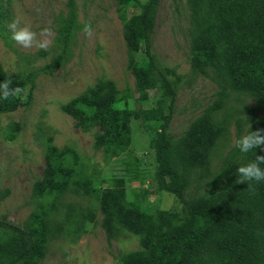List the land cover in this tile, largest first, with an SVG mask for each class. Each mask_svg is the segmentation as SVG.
<instances>
[{"label": "trees", "instance_id": "1", "mask_svg": "<svg viewBox=\"0 0 264 264\" xmlns=\"http://www.w3.org/2000/svg\"><path fill=\"white\" fill-rule=\"evenodd\" d=\"M114 1L124 19L128 67L138 80L139 107L130 109L129 93H119L113 82L99 81L62 110L81 131L93 133L92 148L102 152L105 161L126 154L133 140L132 123L140 121L154 154L152 188L172 194L181 208L153 210L141 198L128 199L123 177L100 179L74 147H56L48 137L43 151L46 167L32 189L34 211L22 226L0 221V264H40L51 239L60 234L78 239L86 233L94 205L111 235L125 232L137 239L138 248L120 253L116 264H264V181L249 190L247 182L238 183L236 174L238 167L264 156L262 149L241 153L236 146L248 131L264 129L263 116L236 122L234 145L210 171L211 157L226 139L230 124L229 117L217 114L231 94L253 99L264 111V0H186L191 67L209 76L218 90L178 137L169 132L178 82L171 79L173 71L157 65L150 48L161 0ZM8 19L0 2V34L5 40ZM60 24L59 53L35 73H51L70 55L78 30L75 10L70 9ZM33 75L18 80L0 67V83L11 79L12 87L23 89L17 96L0 99V116L21 106L25 89L30 87L28 94L32 89ZM153 90L159 99L149 104L147 93ZM119 103L122 109L114 107ZM16 134L11 125L5 138L14 140ZM260 167L264 169V164ZM126 171L131 174L128 183H137L138 162ZM195 175L200 177L198 186L187 196ZM67 193L94 199L91 209L65 205Z\"/></svg>", "mask_w": 264, "mask_h": 264}, {"label": "rangeland", "instance_id": "2", "mask_svg": "<svg viewBox=\"0 0 264 264\" xmlns=\"http://www.w3.org/2000/svg\"><path fill=\"white\" fill-rule=\"evenodd\" d=\"M145 2L146 0H140ZM7 12L6 40L0 34V67L18 80L33 75V86L23 93L21 106L0 116V221L22 226L34 211L32 189L42 177L46 163L43 156L45 138L50 137L56 147H74L100 179L124 178L128 199L147 201L153 210H179L174 196L156 193L151 177L155 167L154 154L149 148V135L140 121L132 123L133 140L126 154L105 161L102 152L93 150V133L81 131L62 106L81 96L99 81L115 84L119 93H129L128 107L136 109L138 80L129 69V52L123 35L124 19L120 18L114 0H0ZM70 9L76 12L78 30L69 46L70 55L51 73H35L49 64L59 53L56 42L61 20ZM31 25L39 33L51 29L53 35L47 50L25 49L11 39L8 25L14 18ZM129 17V16H128ZM85 24H90L91 36L85 35ZM189 15L186 0H161L157 6L154 27L150 36L151 54L162 69L171 70L178 82L174 112L169 127L173 137L180 136L215 98V82L197 74L191 67L189 55ZM141 54H138L140 57ZM149 104L159 98L156 90L147 93ZM122 109V103L114 105ZM147 107V106H146ZM233 115V117L229 116ZM229 117L226 139L222 140L211 157L210 171L214 172L234 145L238 120L264 117L253 99L231 94L217 117ZM231 118V119H230ZM11 125L17 129L14 140H6L5 131ZM138 162L140 177L128 183L126 169ZM143 177H142V176ZM147 176V178H146ZM200 177L195 175L186 192L192 196ZM94 199L67 193L63 202L76 210L87 211ZM93 217L86 219L85 230L78 239L60 234L49 241L40 264H116L120 253L138 248L137 239L125 232L113 235L103 227L102 215L96 205ZM68 209V208H67Z\"/></svg>", "mask_w": 264, "mask_h": 264}, {"label": "clouds", "instance_id": "3", "mask_svg": "<svg viewBox=\"0 0 264 264\" xmlns=\"http://www.w3.org/2000/svg\"><path fill=\"white\" fill-rule=\"evenodd\" d=\"M8 28L11 32V39L25 49L35 47L47 50L52 43L50 37L53 35V32L51 29L46 28L37 33L32 30L30 24L23 23L18 17L9 23ZM83 31L85 35L91 36V25L85 24ZM11 85V79H6L3 83H0V99L7 100L9 97L17 96L23 92V89L20 87H12ZM250 127L251 125H249ZM236 146L241 153H248L253 149L264 150V129L248 131L237 140ZM261 164H264V156L257 155L255 161L238 167L236 173L240 178L238 183L245 184L247 182L248 189L252 190L254 183L264 181V169L260 167Z\"/></svg>", "mask_w": 264, "mask_h": 264}]
</instances>
